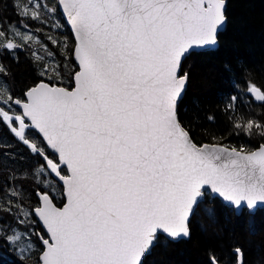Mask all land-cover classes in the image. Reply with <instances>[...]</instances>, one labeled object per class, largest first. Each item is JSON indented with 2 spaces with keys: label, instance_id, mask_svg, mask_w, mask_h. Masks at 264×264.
<instances>
[{
  "label": "snow or ice",
  "instance_id": "obj_1",
  "mask_svg": "<svg viewBox=\"0 0 264 264\" xmlns=\"http://www.w3.org/2000/svg\"><path fill=\"white\" fill-rule=\"evenodd\" d=\"M59 3L76 38L74 86H59L60 67L45 65L17 95L0 63V127L42 159L40 175L47 170L64 186L62 207L42 191L31 210L47 230V238L39 236V264H146L158 245L190 238V217L209 192L237 211L264 206V143L198 144L178 118L190 79L184 61L217 44L226 0ZM38 8L23 14L40 19ZM22 46L0 31V50ZM247 91L264 103V86L249 82ZM233 127L264 140L260 120L239 117ZM232 255L234 264H245L240 247ZM208 264L225 262L210 251Z\"/></svg>",
  "mask_w": 264,
  "mask_h": 264
},
{
  "label": "trees",
  "instance_id": "obj_2",
  "mask_svg": "<svg viewBox=\"0 0 264 264\" xmlns=\"http://www.w3.org/2000/svg\"><path fill=\"white\" fill-rule=\"evenodd\" d=\"M35 5H39L35 10L40 19L23 14L25 7L31 10ZM51 8L56 11H49ZM226 16L227 25L218 34L219 46L193 51L184 61L190 79L178 104V118L198 144L252 148L264 140L239 132L233 122L239 117L264 122V103L247 91L249 82L264 86V0H227ZM0 31L8 40L23 45L14 52L0 50V63L11 73L6 83L17 95L40 79L39 72L45 65L60 67L63 83L55 81L58 85L74 86L71 77L79 70L73 58L75 41L57 0H0ZM16 31L32 39L25 42L14 37ZM232 97L237 99L232 101ZM230 103L232 109L227 108ZM33 138L46 147L34 133ZM48 152L55 158L51 149ZM42 163L6 127H0V208L13 209L12 213L0 211V264H38L44 247L39 236L47 237L31 212L40 206L38 192H48L58 206L65 202L64 187L52 174L47 170L39 174ZM190 230L188 239L158 245L146 264H208L210 251L225 264H234L232 253L236 247L242 249L245 264H264L263 208L255 213H237L219 197L206 194L190 220ZM4 235L17 238L8 243Z\"/></svg>",
  "mask_w": 264,
  "mask_h": 264
},
{
  "label": "water",
  "instance_id": "obj_3",
  "mask_svg": "<svg viewBox=\"0 0 264 264\" xmlns=\"http://www.w3.org/2000/svg\"><path fill=\"white\" fill-rule=\"evenodd\" d=\"M57 3H58L59 11H60L62 17L64 18V20H65L67 26L69 27V29H70V31H71V33H72V35H73V38H74L75 44H76L75 33H74V31H73V28H72V25H71L70 19H69V17L67 16V14L64 12L62 5L59 3V0H57ZM226 8H227V0H226ZM225 12H226V10H225ZM226 25H227V22L225 23V25H224L223 27L220 28L219 32L222 31V30H224L225 27H226ZM219 32H218V34H219ZM218 46H219V40H218L217 44L214 45V46L201 47V48H197V49L194 50V51H204V50H209V49H216ZM73 58H74V61H75V62L77 63V65H78V61L75 59V56H74V55H73ZM78 67H79V66H78ZM187 87H188V84H187ZM187 87H186V89H187ZM185 92H186V90H185ZM185 92H184V94H185ZM184 94H183V96H184ZM204 144H211V143H204ZM51 151H52V150H51ZM54 177H55V175H54ZM55 178H56V179L58 180V182L63 186V182L60 181L58 177H55ZM63 187H64V186H63ZM40 192H41V191H40ZM40 192H39V193H40ZM207 194H211V195H213V196L219 197V196H217V195H215V194H213V193H211V192H209V193H207ZM205 197H206V195H205ZM205 197L201 200V202L205 199ZM219 199H220L223 203L227 204L228 206L233 207L232 204H230L229 202L225 201L223 198L219 197ZM65 202H66V201H65ZM201 202H200V203H201ZM56 206H57V207H62L63 205H62V206H58V205H56ZM233 208H234V207H233ZM261 208L264 209V206L256 208L254 211H251V213H255L258 209H261ZM234 209H235V208H234ZM235 210H236V209H235ZM241 211H242V210H240V211H237V210H236L237 213H241ZM192 216H193V215H192ZM192 216L190 217V220H191ZM36 218H37V220L39 221V223L42 225V227L46 230V226L42 223V221L39 219V217L36 216ZM189 227H190V221H189ZM46 232H47V230H46ZM190 232H191V230H190ZM180 239H184V238H180ZM180 239H177V240H180ZM186 239H187V238H186Z\"/></svg>",
  "mask_w": 264,
  "mask_h": 264
},
{
  "label": "rangeland",
  "instance_id": "obj_4",
  "mask_svg": "<svg viewBox=\"0 0 264 264\" xmlns=\"http://www.w3.org/2000/svg\"><path fill=\"white\" fill-rule=\"evenodd\" d=\"M209 50H211V49H209ZM60 86V85H59ZM52 177L55 179V180H57L55 177H54V174H52ZM58 181V180H57ZM39 193V192H38ZM64 195V194H63ZM64 198H65V196H64ZM65 201H66V199H65ZM243 211H248L247 209H243L242 211H241V213L243 212ZM36 216V215H35ZM45 233H47L46 232V230H45ZM190 234H191V232H190ZM41 236V235H40ZM47 238V237H46ZM188 239V238H187ZM43 245V244H42ZM39 264V263H38Z\"/></svg>",
  "mask_w": 264,
  "mask_h": 264
}]
</instances>
